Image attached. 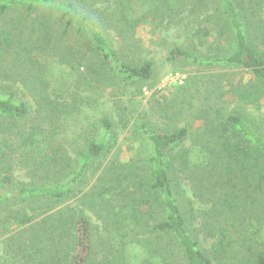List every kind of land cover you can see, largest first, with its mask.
<instances>
[{
	"label": "trees",
	"instance_id": "trees-1",
	"mask_svg": "<svg viewBox=\"0 0 264 264\" xmlns=\"http://www.w3.org/2000/svg\"><path fill=\"white\" fill-rule=\"evenodd\" d=\"M209 3L232 31L225 52L200 58L173 47L166 58L246 68L247 80H228L226 90L224 74L188 80L180 87L202 100L177 107L182 126L161 131L139 114L133 155L101 163L116 145L112 122L78 135L64 128L94 100L53 96L50 61L153 87L154 61L134 49L137 29L167 27L185 11L206 15ZM263 8L264 0H0V264H264V119L249 112L264 99Z\"/></svg>",
	"mask_w": 264,
	"mask_h": 264
},
{
	"label": "rangeland",
	"instance_id": "rangeland-1",
	"mask_svg": "<svg viewBox=\"0 0 264 264\" xmlns=\"http://www.w3.org/2000/svg\"><path fill=\"white\" fill-rule=\"evenodd\" d=\"M18 8L22 9L21 6ZM214 11V6L209 3L206 11L207 20H205L206 15L191 14L185 11L175 23L167 27L163 24L143 25L137 29L141 48L134 49L139 52L138 55L154 61L155 84L153 87H149L151 82H140L130 86L124 79L114 78L109 68L104 71L101 81L93 79L91 73L82 77L79 74L81 70L73 71L61 63L50 61L48 68L51 79L50 88L54 91L53 96L58 95L63 100L65 97L68 102L71 97H80V95L94 100V102L91 100L92 104L88 107L81 106L80 111L75 112L77 114L63 122L64 128L71 125L70 131H74L77 135L80 129L82 132L89 130L91 133L94 128L99 129L100 120L107 117L112 122L117 141L110 152L100 158V161L104 164L113 157L127 161L133 155L132 131L137 115H142L145 120L161 131H170L183 125L180 116L174 115L177 107L181 105L185 109L189 106L195 107L202 100L200 92L191 96L192 87H180L185 86L188 80L197 81L200 76H205L204 80L213 79L215 81L221 77V74H224L223 80L220 81L223 90L229 88L228 80L234 83L240 78H243V81L247 80L249 74L246 68L229 70L217 64L169 61L166 58V52L173 47L190 50L200 58H213L224 53L226 41L232 31ZM262 16L264 18V8ZM112 34L114 35V32ZM111 43L115 47L119 45L115 37ZM145 86L147 88L144 92L143 87ZM199 86L201 90L207 87L205 82L197 85L196 88ZM223 99H227L223 103L230 111L232 104L228 101V95ZM164 110H167L165 115ZM249 110L256 120H263L264 99L259 110ZM19 176H22V172ZM209 244V240L202 239V247L207 248ZM1 250L2 244L0 243V254Z\"/></svg>",
	"mask_w": 264,
	"mask_h": 264
},
{
	"label": "built area",
	"instance_id": "built-area-1",
	"mask_svg": "<svg viewBox=\"0 0 264 264\" xmlns=\"http://www.w3.org/2000/svg\"><path fill=\"white\" fill-rule=\"evenodd\" d=\"M171 77V76H170ZM169 77V78H170ZM169 80V79H168ZM180 81V80H179ZM180 82H182V80L180 81ZM143 91L145 92L146 91V87H143Z\"/></svg>",
	"mask_w": 264,
	"mask_h": 264
}]
</instances>
